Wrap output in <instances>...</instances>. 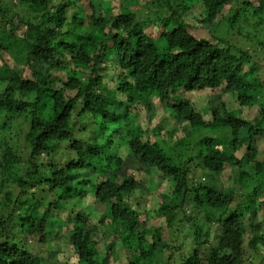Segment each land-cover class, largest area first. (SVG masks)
<instances>
[{
  "label": "trees",
  "instance_id": "obj_1",
  "mask_svg": "<svg viewBox=\"0 0 264 264\" xmlns=\"http://www.w3.org/2000/svg\"><path fill=\"white\" fill-rule=\"evenodd\" d=\"M96 1L0 0V264H110L121 251L127 264H168L149 224L178 214L196 251L182 264H256L243 241L264 243V63L198 32L249 27L264 54V0ZM196 6L199 26L183 18ZM154 101L175 120L167 136L152 129ZM152 169L164 193L146 192L161 200L153 217L138 179Z\"/></svg>",
  "mask_w": 264,
  "mask_h": 264
},
{
  "label": "rangeland",
  "instance_id": "obj_2",
  "mask_svg": "<svg viewBox=\"0 0 264 264\" xmlns=\"http://www.w3.org/2000/svg\"><path fill=\"white\" fill-rule=\"evenodd\" d=\"M60 1H56L55 5L59 4ZM99 6H98V11H100V5L102 4L103 7H112V6H117L118 5V1L117 0H97L96 1ZM141 4L144 3V0H142V2H140ZM8 12H6V15L8 17H12L16 12V8H12V9H7ZM88 12V16H90V10H87ZM146 12L144 11H140L137 13L138 18H143L145 16ZM184 20L185 21H190L192 22L193 25L195 26H199V24H196V22L194 21V19L200 20L202 19V14L200 13V6H196L194 9H192L191 11L187 12L184 15ZM217 21V20H216ZM210 27H201V29L199 30L200 32L199 35L204 36V35H210L212 32V34H214V36L216 37H221L224 38L226 40H230L231 42H233L237 47L244 49V50H248L250 51L256 58H257V62H260V64L264 63V60H262V58L264 57L262 51H260V48L258 47V45L253 41L255 40L253 37V33L251 32V30L249 29V27H245L243 29V32L240 33L238 29L234 30L231 32V34L229 36H226L221 32L219 33H215L214 31V26L215 23ZM2 26V24L0 23V27ZM146 26V25H145ZM239 27V26H238ZM237 27V28H238ZM14 33L22 36L25 33L26 27L22 24L19 25H15L13 27ZM250 32V33H249ZM112 77V76H111ZM3 90V88L1 89V91ZM193 96L195 97V101H201L203 96H199L197 94H193ZM152 104H154V112H155V117L153 120L154 123H152V129L153 130H157L160 131L162 133V135L167 136L168 134L172 133L173 128H175V120L173 119L172 115L170 112H164L162 110V107L160 105V103L158 101H154ZM236 102H235V97H227V108L228 109H232L235 108ZM157 117V118H156ZM161 119L162 117H165L167 119V122L160 125V127H158V119ZM205 119L208 120V115L205 116ZM151 129V131H152ZM247 138V133L246 131H242L241 132V138ZM121 144H119L116 148V151L118 152L119 156L122 158H126L127 156H129L126 147L123 145V142H120ZM257 146V151H256V158L264 160V146L262 144H258ZM223 177L227 178L228 177V173L224 171L223 173ZM224 178V179H225ZM138 179L141 180L142 185L145 189V191L143 192V196L145 197L144 199H147V202H141L143 205L141 208H143V210L147 209L150 212L151 217H153L155 215L154 211H152V209H155L156 206L158 207L160 205V202H156V201H150L148 199L149 194H147V190H150V194L151 196H155L156 193L160 194V198H162L163 193V189L160 190L161 183L163 182L161 180V177L159 175H157V172L155 171V169H152L150 171V173L148 175H138ZM227 180L228 184H231L229 182L228 179ZM157 195V194H156ZM149 198H152V197ZM96 205V204H95ZM84 206L87 207V211L90 213H93L94 215H96V211H105L104 206H92L89 205L87 202L84 203ZM189 209V208H188ZM194 208H190L189 209V213H187L189 216L193 213ZM196 213V218H200V216H197V212ZM62 217H64L65 219L68 217L73 216L72 213H68V212H63ZM183 222L180 221V215L178 214V216H176L175 220L170 224L167 225L165 223H163L161 218H156L153 221H150L149 226H156L157 228H159V231L161 232V236L162 239L166 242H168L170 249L169 252L166 254V251L164 253V257L166 256L167 258H169V262L168 264H182L184 263L183 258L181 257V254H185L188 252H192L193 254H195V248L193 246L192 247V237H191V230L189 229L188 226H184L183 228L180 226V224H182ZM195 223H197V220L194 221L193 223H191L192 225H194ZM263 229H264V222H263ZM34 238V239H32ZM32 239V244H33V248L36 252H39L42 256H47V246L48 244L42 242L39 240V236H35V237H28V240ZM251 239V237L248 235H246L244 237V247L247 253V257L248 260L250 262H254L256 264L262 263L264 261V243L263 244H258L257 249H253L250 247L249 245V240ZM203 238L201 237L199 239V242L202 243ZM119 243H116V246H118ZM178 246H181V248L179 250H176L178 248ZM201 247H203L202 249L205 248V245H202ZM105 251L101 250V255H104ZM68 261H70V259H68ZM126 254L125 252L121 251L119 253V260L117 262H113L112 258L110 259V264H127L126 263ZM53 263L57 264L56 262L53 261ZM167 264V263H164Z\"/></svg>",
  "mask_w": 264,
  "mask_h": 264
}]
</instances>
